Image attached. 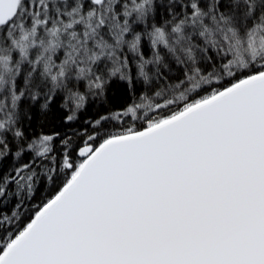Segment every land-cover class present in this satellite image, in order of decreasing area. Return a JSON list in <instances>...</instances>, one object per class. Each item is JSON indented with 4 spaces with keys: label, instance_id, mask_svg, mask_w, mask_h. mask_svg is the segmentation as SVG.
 I'll return each instance as SVG.
<instances>
[{
    "label": "snow or ice",
    "instance_id": "6c2138e0",
    "mask_svg": "<svg viewBox=\"0 0 264 264\" xmlns=\"http://www.w3.org/2000/svg\"><path fill=\"white\" fill-rule=\"evenodd\" d=\"M0 264H264V0H0Z\"/></svg>",
    "mask_w": 264,
    "mask_h": 264
},
{
    "label": "trees",
    "instance_id": "16d2710c",
    "mask_svg": "<svg viewBox=\"0 0 264 264\" xmlns=\"http://www.w3.org/2000/svg\"><path fill=\"white\" fill-rule=\"evenodd\" d=\"M127 101V96L123 92V90L120 87H114L112 93L110 94V106L111 107H120L122 104H124ZM57 126V122L53 119H49L45 123L44 131H51L53 128ZM30 130L39 132L41 130L40 128V120L34 119L32 122V127ZM44 191H40L39 195H44Z\"/></svg>",
    "mask_w": 264,
    "mask_h": 264
}]
</instances>
